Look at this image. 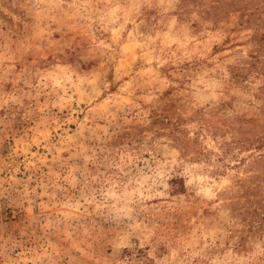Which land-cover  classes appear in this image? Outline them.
<instances>
[{
	"label": "rangeland",
	"instance_id": "rangeland-1",
	"mask_svg": "<svg viewBox=\"0 0 264 264\" xmlns=\"http://www.w3.org/2000/svg\"><path fill=\"white\" fill-rule=\"evenodd\" d=\"M264 0H0V264H264Z\"/></svg>",
	"mask_w": 264,
	"mask_h": 264
},
{
	"label": "trees",
	"instance_id": "trees-1",
	"mask_svg": "<svg viewBox=\"0 0 264 264\" xmlns=\"http://www.w3.org/2000/svg\"><path fill=\"white\" fill-rule=\"evenodd\" d=\"M264 39V38H263Z\"/></svg>",
	"mask_w": 264,
	"mask_h": 264
}]
</instances>
